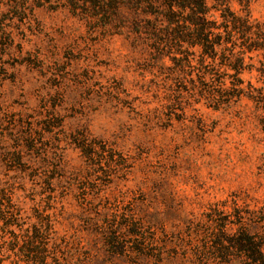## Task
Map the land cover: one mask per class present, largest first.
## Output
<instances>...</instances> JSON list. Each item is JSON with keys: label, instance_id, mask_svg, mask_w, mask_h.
I'll return each mask as SVG.
<instances>
[{"label": "rangeland", "instance_id": "rangeland-1", "mask_svg": "<svg viewBox=\"0 0 264 264\" xmlns=\"http://www.w3.org/2000/svg\"><path fill=\"white\" fill-rule=\"evenodd\" d=\"M228 2L249 28L225 46L238 74L165 45L154 0H0V214L19 242L54 227L72 257L49 239L47 264H248V242L264 257V0ZM214 79L243 95L199 96ZM2 226L0 264H26Z\"/></svg>", "mask_w": 264, "mask_h": 264}, {"label": "trees", "instance_id": "trees-1", "mask_svg": "<svg viewBox=\"0 0 264 264\" xmlns=\"http://www.w3.org/2000/svg\"><path fill=\"white\" fill-rule=\"evenodd\" d=\"M134 1L135 3H140V0ZM154 1L159 3V7L161 8V10H163V12L159 15L163 18V21L167 26V30L163 34H161L162 36H165V45L173 41L175 43H178V46L187 45L188 48H199L202 58L214 60L217 57V60L222 61L223 65H225L227 69L233 70L236 74L240 73L241 67L243 65V59L239 56L237 58H231L225 53V46L233 41L234 33L245 34L249 30V28L247 27L246 18L242 19L241 17L236 16L233 12L230 11L228 0H215V6L220 8L222 7V10H216V7H212V10L219 12V24H217V22H208L207 14L209 13L210 9L202 0ZM14 6L17 7L16 5ZM154 14L158 17V12H154ZM213 29H222L223 33L226 34V38H222V36L224 35H222V33H219L216 41L211 40L210 32ZM153 35H155L154 37H156L158 40L161 37V35ZM258 41H263V38H260ZM255 45L256 44H249L248 46L250 48L244 45L242 48H245L247 51H252L255 50V48L260 47ZM222 47L223 50L222 53H220V49ZM242 48L240 49L242 50ZM202 62L204 63L205 61L199 62L200 65L202 64ZM189 64V60L188 58H186L185 62L178 65H182V68H186L189 66ZM205 78L206 76L203 77V81H205ZM216 81L217 80L215 79L211 80V86L203 84L200 81L199 83H202V87L200 88V92L198 95L201 97H205L209 99V101L213 102H221L223 101V97L232 98L238 96L240 98L243 95L242 90L231 92L230 90L223 89V86L225 85L223 84V82L217 83ZM180 92L181 91H179V94L181 95ZM185 92L191 94L188 90H186ZM84 144L87 145V143ZM78 147L86 157L89 158L92 156L91 152H88L83 148V146ZM6 195V190L1 189L0 203L2 201V198H4ZM1 207L0 213L2 212ZM8 217L9 216L4 217V215L0 214V221H5V226H2L3 234H8L11 240L14 242L12 243L13 246H9V244H7V246L5 247V251L9 255L16 258L17 261L23 258L26 264H47L48 253L45 249V242L49 239L55 241L53 246L55 247V250H58L55 254L56 256H58V253H62L66 260L71 259L72 255H69L68 251L65 255L63 254L62 250H60L58 241H63V239L55 234L56 232L53 230L54 227L49 226V222H41L39 223L40 226H31L30 229L26 228L23 231V234L20 237L21 241L19 242V236H16L11 231V228L14 227V222H12L10 220L11 218ZM233 248L251 254L252 259L248 264H264V257L259 251L260 248L256 244L248 242L247 245L237 244Z\"/></svg>", "mask_w": 264, "mask_h": 264}]
</instances>
